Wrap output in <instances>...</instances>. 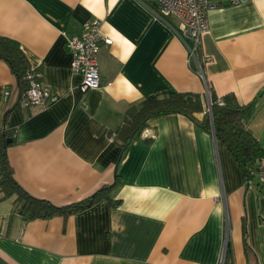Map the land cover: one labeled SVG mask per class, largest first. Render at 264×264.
Here are the masks:
<instances>
[{"label":"crops","instance_id":"0c3cea01","mask_svg":"<svg viewBox=\"0 0 264 264\" xmlns=\"http://www.w3.org/2000/svg\"><path fill=\"white\" fill-rule=\"evenodd\" d=\"M216 3L200 38V54L210 57L205 82L217 95L254 102L247 128L264 149V0ZM156 9L151 0H0V35L18 41L58 96L6 113L15 79L0 59V130L13 131L7 155L17 182L64 205L118 176L109 191L117 204L102 199L66 216L25 220L14 196L1 199L0 264H218L225 232L234 264H264V196L212 130L163 112L124 149L114 139L125 111L144 97L205 94L177 20ZM93 17L112 43L97 55L100 86L82 91L66 39Z\"/></svg>","mask_w":264,"mask_h":264},{"label":"trees","instance_id":"16d2710c","mask_svg":"<svg viewBox=\"0 0 264 264\" xmlns=\"http://www.w3.org/2000/svg\"><path fill=\"white\" fill-rule=\"evenodd\" d=\"M0 59L6 62L15 79V86L7 98L12 94L15 102L8 104L6 113L18 103L20 95L28 86L26 75L32 72L26 55L18 41L0 35ZM209 92V108L206 110L207 99L205 94L189 91H171L162 96H148L131 105L124 113L122 123L114 130V139L124 149L135 136L147 125V120L154 114L163 112H177L184 114L202 128L212 130L217 141L223 143L238 167L244 181L253 178L256 161L264 157V149L260 146L256 137L247 128L246 117L252 111L253 103H240L233 93L217 95L207 85ZM203 111V117L199 120L194 114ZM4 114V119L6 116ZM152 137L144 138L145 142H151ZM15 142L12 130L3 128L0 130V200L14 196L15 209L25 220L35 218H49L54 215H69L82 211L99 200L105 199L110 205L118 203V200L110 199L109 191L117 183L115 174L112 183H106L92 194L80 200L64 205H56L50 200L38 198L28 193L14 177L13 167L8 159L7 148ZM245 249L249 251L244 232ZM224 264H234L232 249L226 241ZM252 264H259L254 261Z\"/></svg>","mask_w":264,"mask_h":264},{"label":"built area","instance_id":"2783aa9c","mask_svg":"<svg viewBox=\"0 0 264 264\" xmlns=\"http://www.w3.org/2000/svg\"><path fill=\"white\" fill-rule=\"evenodd\" d=\"M156 5V14L162 20L173 17L177 20L175 31L183 43L188 62L196 70L200 78L205 82L202 66L209 56H202L199 51L200 38L208 28L207 15L217 1L221 0H151ZM248 0H226L229 4H238ZM102 20L96 17L85 20L81 24L78 34L69 36L66 39L71 56V69L74 74L81 77L79 88L82 91L97 88L100 86L98 74L97 55L104 46L112 43V38L103 34L101 29ZM28 86L20 95L19 105L29 107L33 105L46 106L55 102L58 98L48 86L42 81V72L32 69L26 75ZM205 96L207 99L206 109L209 111V92L205 82ZM10 90H5L6 99ZM255 185L259 193L264 196V157L259 158L255 163L253 178L245 182ZM227 233L225 232L222 252L218 259V264H224L226 252Z\"/></svg>","mask_w":264,"mask_h":264}]
</instances>
